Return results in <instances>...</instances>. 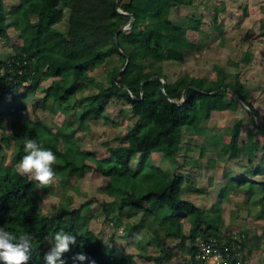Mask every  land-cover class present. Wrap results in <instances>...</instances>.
Wrapping results in <instances>:
<instances>
[{
	"label": "trees",
	"instance_id": "trees-1",
	"mask_svg": "<svg viewBox=\"0 0 264 264\" xmlns=\"http://www.w3.org/2000/svg\"><path fill=\"white\" fill-rule=\"evenodd\" d=\"M202 1L120 0L119 9L132 13L134 21L118 33L116 46L114 32L130 19L118 10L116 0H11L13 18L6 13L10 0H0V39L12 47L11 54L0 57V151L13 144L11 165L0 170V227L33 237L27 264H46L44 256L52 247L49 240L61 229L76 236V244L70 245L63 256L65 264L136 262L132 254H120L117 245L108 247L98 234L80 228L82 211L91 200L71 207L67 199L54 213L41 211L38 198L42 190L28 176L20 175L15 166L25 155L26 138L56 155L53 169L63 187L72 177L92 168L107 176L106 191L114 196L111 206L103 205L108 216L118 218L113 206L117 204L120 211L143 210L147 217L150 214L165 219L164 234L154 237L159 252L152 258L153 264H199L195 256L200 244L211 241L213 248L222 252L220 264H242L250 254L244 250L247 238L235 239L229 226L222 229L221 210L230 191L247 194L254 183L260 185L264 201V109L257 105L264 99V79L254 87L238 71L250 62V48L259 37L264 38V28L251 35L248 48L240 49L231 60L234 69L214 64L213 73L209 70L205 76L188 71L174 73V65H188L203 51L219 49L224 40V23L219 16L224 4L221 0H204L211 5L201 6ZM246 1L239 0L240 4ZM64 19L67 30L56 29ZM9 27L17 31L15 37ZM215 29L220 32L212 36ZM210 37L215 41L208 40ZM125 54L129 62L117 74L124 66ZM115 56L121 61L106 68ZM98 70L99 76L95 74ZM154 75L165 78L164 89L160 78H151ZM186 86L192 87L182 101ZM29 96L36 97L34 112L43 109L64 117L75 114L77 127L72 128V123L64 119L56 131H51L39 116H28ZM112 101L122 105V116L134 120L128 131H119L104 141L109 158L96 160L92 152L79 146L74 134L88 119L110 120ZM221 111L231 118L228 137L218 138L216 145L203 142L207 132L203 123L213 112ZM191 136L202 140L201 158L208 148L216 147V157L207 158V164H220L224 169L212 209L200 208L182 195L184 179H193L178 172L175 162L160 167L148 161L153 152L175 160L182 144L185 151L193 148ZM192 164L200 166L197 160ZM196 191L203 192L204 188ZM185 219L190 224L187 234L183 231ZM168 237L180 238L182 247L188 240L187 259L181 252L180 259L174 258L177 249L167 242ZM77 253H84L87 259L74 260Z\"/></svg>",
	"mask_w": 264,
	"mask_h": 264
},
{
	"label": "rangeland",
	"instance_id": "rangeland-1",
	"mask_svg": "<svg viewBox=\"0 0 264 264\" xmlns=\"http://www.w3.org/2000/svg\"><path fill=\"white\" fill-rule=\"evenodd\" d=\"M15 1L12 0V2ZM221 2L224 4V10L219 14L221 22L224 23V29L221 30H225L222 45L217 50L203 51L188 65H174L173 68L171 67L172 70L174 69V73L188 71L191 74L205 76L209 70L212 71L214 64L232 70L234 68L231 60L233 61L238 56L240 49L248 48L251 35L256 34L260 28H264V23L261 22V20H264V0H247L241 4L239 0H221ZM10 3L11 0L6 4V13L8 17L13 18V13L9 9ZM205 5H211V3H206L203 0L201 6ZM180 11L185 12L182 8ZM55 27L60 31H66L68 27L66 19L56 24ZM9 30L12 36L15 37L17 31L13 27H9ZM218 32H220V29H215L212 36L213 34L218 35ZM194 37H196L195 34L191 38ZM212 39L215 38L210 37L208 40ZM250 49L253 53L250 62L240 66L238 71L249 84L255 87L258 86L260 79H264V38L259 37L254 47ZM11 53L12 47L9 43L0 39V57H6ZM120 61V58L115 56L111 58L106 68ZM165 70L168 73L172 71H169V68H165ZM95 74L99 76L101 71L98 70ZM263 102L264 99L257 103L261 109H264ZM26 103L30 109L28 116L31 118L39 116L42 124L51 131H56L62 125L64 119L72 123L74 129L78 125L75 122L77 119L75 114H67L64 117L61 113L54 114L43 109H37L34 112L35 96H29ZM110 104L112 109L109 113V119L115 120L117 124H113L112 121L104 117L91 118L85 121L86 124L78 127L74 134V139L79 142V146L92 152L96 160L105 161L109 158V151L104 141L114 137L119 131H128L134 120L120 114L122 105L118 101H112ZM230 120V116L225 111L213 112L211 117L203 123V129L207 130L203 142H213L216 145L215 141L218 138L225 139L228 137ZM190 139L193 148L185 151V145L182 144L183 147L175 155V160H171L168 155L161 152H153L148 156V161L150 164L160 167H170L175 162L178 172L188 174L193 179V182L184 179L182 195L192 200L200 208L212 209L222 184L224 169L220 164H216L214 167L207 164V158L216 157V147L208 148L202 159L199 157L202 140H198L199 137L194 138V136H191ZM12 157L13 144L6 145L0 151V170L4 171L11 165ZM196 160L200 162L199 167H193L192 163ZM134 162L136 165L138 160L135 159ZM18 164L19 162L16 163V168ZM231 166L230 168L236 170L235 165ZM106 184L107 176L102 175L93 168L83 175L72 177L66 187H63L57 181L53 186L41 189V196L38 198L40 209L44 213H54L61 204L67 202V199L71 200V207L79 206L85 201L91 200V205H87L82 211L80 228L98 234L104 245L108 247L117 245L120 254H132L136 264H153L152 258L159 252L154 237L157 234L161 236L164 234L166 220L159 217L155 218L154 215L150 214L147 217L143 210L134 213L128 209L120 211L117 204L113 206L118 218L108 216L103 210V205L111 206L114 196L107 193ZM201 187L204 188V191L197 192L196 189ZM261 196L262 189L260 185L254 183L248 189L247 194L230 191L227 198L223 199L221 211L224 222L221 226L222 229L229 226V230L235 239L247 238L244 250L250 254L243 260L242 264H264V201ZM183 222V231L187 234L190 224L188 219ZM239 232L243 233L242 237H240ZM137 235L141 237L139 241L135 238ZM150 240L152 243L149 244ZM166 240L177 249L174 258H181L179 252L183 253V258H188V240H186V245L183 247L178 243L180 238L168 237ZM172 264L177 263L175 261Z\"/></svg>",
	"mask_w": 264,
	"mask_h": 264
},
{
	"label": "clouds",
	"instance_id": "clouds-1",
	"mask_svg": "<svg viewBox=\"0 0 264 264\" xmlns=\"http://www.w3.org/2000/svg\"><path fill=\"white\" fill-rule=\"evenodd\" d=\"M25 155L17 166L20 175L28 176L36 183L37 188L43 189L53 186L58 177L53 169L57 163L56 155L43 147L36 140L26 138L24 140ZM138 241L139 235L135 237ZM33 237L28 233L19 235L0 227V262L3 264H27L31 257ZM51 249L45 254L46 264H65L64 254L70 251V245L76 244V236L65 232L63 229L57 231L49 240ZM74 260L84 261L87 256L77 253ZM220 257L217 256L216 260ZM91 264H95L94 261Z\"/></svg>",
	"mask_w": 264,
	"mask_h": 264
},
{
	"label": "water",
	"instance_id": "water-1",
	"mask_svg": "<svg viewBox=\"0 0 264 264\" xmlns=\"http://www.w3.org/2000/svg\"><path fill=\"white\" fill-rule=\"evenodd\" d=\"M119 2H120V0H116V5H117L118 10H119L120 12H122V13L128 14V15L130 16V19H129L124 25L120 26V27L114 32L113 39H114V43L116 44V46H119L118 33H119L120 31H123V30H126L127 28H129V27L131 26V23L134 21V15H133L132 13H128V12H125V11L119 9ZM120 51H121V50H120ZM125 56H126V61H125V63H124V66H123V67L117 72V74H119L121 71H123V70L125 69L127 63L129 62V56L126 55V54H125ZM151 78H152V79H154V78H160V79L162 80V87H161V88L164 89L165 78H164L163 76L154 75V76H152ZM144 81H145V80H143L142 82H144ZM189 87H192V86H186V87L184 88V90H183V92H182V98H181L182 101L185 100V98H186V94H187V91H188V88H189ZM234 95H235V97L238 99V101H239L244 107L248 108L247 105H246V104H245V103L239 98V96H238L236 93H234ZM171 101H173V102H175V103H178L175 99H171ZM254 118H255V122H256L257 124H259V119H258V117H257V116H254Z\"/></svg>",
	"mask_w": 264,
	"mask_h": 264
},
{
	"label": "built area",
	"instance_id": "built-area-1",
	"mask_svg": "<svg viewBox=\"0 0 264 264\" xmlns=\"http://www.w3.org/2000/svg\"><path fill=\"white\" fill-rule=\"evenodd\" d=\"M219 256L220 259L216 260ZM196 259L199 264H220L222 260V252L218 248H213V242L200 244V249L196 253Z\"/></svg>",
	"mask_w": 264,
	"mask_h": 264
}]
</instances>
